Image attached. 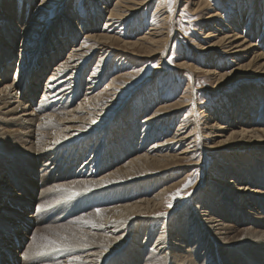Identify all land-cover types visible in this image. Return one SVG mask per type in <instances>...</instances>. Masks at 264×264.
I'll list each match as a JSON object with an SVG mask.
<instances>
[{
	"label": "bare ground",
	"instance_id": "bare-ground-1",
	"mask_svg": "<svg viewBox=\"0 0 264 264\" xmlns=\"http://www.w3.org/2000/svg\"><path fill=\"white\" fill-rule=\"evenodd\" d=\"M91 1L94 5L91 10L89 9L91 15L88 14L87 18L82 17L84 15L80 16L75 10L71 12L69 9L71 4L65 3L66 8L63 6L65 9L62 12L68 14L70 18L63 19L61 24L51 26L47 43L42 52H38L37 63L34 58L29 59L33 71L25 83L20 73L24 67L30 65L24 62L23 57L28 51L27 43L35 33L36 25L43 23L47 18L46 15L56 6L59 9L64 2L62 3V0H25L23 5L19 2L16 4L13 9V19L6 16L9 21L4 22L0 14V23L3 21L0 25V116L3 117L0 122L4 120L3 125H9L6 135L2 131L3 126L0 125V151H3V148H9L10 151L7 153L11 155L3 160L0 174L6 170L16 171L17 163L22 166L27 164L29 167L31 163L28 161L36 162L37 159L44 158L41 167L46 170V173L42 176L48 183L56 181L51 174L53 168L62 170L66 167L67 172L60 176L66 178V181L61 184L65 192H68V194L64 192L68 199L64 198V201L65 194L61 196L57 193L59 197H62L63 202L57 196L56 198L59 199L51 201L53 203L49 206L55 205L56 208L61 205L60 202L68 205L78 203L80 209L85 208L84 213H80L83 220L104 225L102 228L91 224L83 226L78 240L83 237L90 246L74 249L77 254L73 250L69 254L59 252L54 259H51L50 255V259L55 260L52 264H69L70 258H72V264H117L124 243L127 244L134 235L138 236V233L133 231L136 222L139 226L144 216L155 215V212L162 208L168 193L174 191L186 179L184 175L175 184L169 183L159 190L155 187L156 180H150L156 175L180 166L179 163L184 157L192 158V162L196 161L194 154L198 149H196L197 142L195 143L196 133L193 132H197L200 136L199 148L206 160L207 153L218 154L208 172L214 178L211 179L208 190L200 191L203 196V198L201 196L202 201L189 199L191 200L187 205L189 216L186 219L184 214L178 211L183 206L182 201L188 197L180 200L181 203L174 208V211L167 213L174 215L178 212L173 217L174 229L169 225L167 228H162L151 245L146 244V240L141 241L137 238L141 244L131 255L133 262L139 260L142 264H233L229 260L230 255H233L235 251L242 253L243 261H254V252L264 259V238L258 237L251 242V245H248L243 241H229L224 234L226 228L230 227L227 223L229 215L234 216L236 213L234 206L238 207L240 200L241 202L244 199L250 200L252 195L264 198L263 191L252 188V185L261 184L263 181L261 175L255 172L256 169L264 171V136L259 134L263 129L250 125L254 122L264 124V121L258 120L259 116L257 120L248 121L249 125L242 126L241 122L248 120L249 117L245 116L251 111L253 105L248 104L249 101L243 104L234 101L230 103L229 108L218 106L219 109L207 110L200 123L192 121L189 124L188 119L180 120L174 132H170L168 117L172 119L176 111L188 107V100L191 98L194 101V97L189 90L191 84L188 86V83L187 88L182 92L183 96H179L175 102L164 103L166 99H160V94L163 90H168L169 85L165 86V81L162 82L165 77L160 74L157 81H161L162 84L156 85L155 93H157L156 100L161 104L140 119L139 145L133 147V141L128 142V139L131 138L132 130H136V121L138 122L136 117L142 112L146 113L144 110L151 104L146 97L142 98L140 105L133 104L130 111H127L132 118H130L131 121H126V126L117 125L115 133L118 140L94 142L101 138L93 140L98 135L97 132L102 131L104 137L108 138L107 130H100L105 113L122 103L123 95L134 82L138 71V69H132L124 72L126 69L120 70L114 67L104 72L103 54L109 51L112 54L113 51H117L119 55L122 52L121 54L127 59L125 54L130 52L136 56L151 58L159 54V47H163L164 42L166 46L169 37L162 34V31L160 33V29L158 31L149 28L143 36L135 38L133 34L122 32L123 28L116 30L115 23L123 22L120 26L124 27L127 24V18L135 15L143 6H147L149 4V2L146 3L147 1L107 0L108 3L105 2V6H100L101 9L99 8L98 11L95 10L98 0ZM178 2L179 5L182 4V0ZM185 2L190 4L194 14L199 13L204 23L202 25L208 27L202 33L204 35L201 41L205 42V46H200L202 52L213 50L212 54H209L210 60H217L216 56L219 55L227 56L230 58L229 66L225 67L234 68L226 73H216L209 62L204 67L185 63L179 68L189 67L193 73L203 72L215 80L211 93L216 91L221 93L227 84L225 82L236 74L246 75L248 79H264V21L255 20L254 26L246 25V29L239 33L235 29L238 28L241 15L239 9L242 5L239 6L237 3V8L234 6L237 11L224 18L225 13L219 11V4L207 8L205 0H186ZM28 4H35L29 15H27ZM251 11L255 12V8L253 7ZM102 15H104V24L98 31L97 22ZM257 17L262 20L264 14ZM253 20L254 18L249 16L246 23ZM140 24L138 27L142 26ZM161 29H163L162 26ZM76 30L82 38L78 46ZM143 30H146V26ZM258 30H260L259 37L251 41L252 34ZM17 36L22 37L20 42L14 41ZM10 44H12L11 49L8 48ZM91 50H100L99 58L91 74L86 78L87 85L82 90L79 77L82 75L86 56ZM62 54L63 59L56 61ZM13 56H19V59L14 62H17V67L13 70L14 76L11 75L10 78L8 70ZM120 56H117L118 60ZM161 58H157L159 62ZM51 62H54V66L49 68ZM129 63L132 64V61L130 60ZM158 66L156 70L160 69ZM46 72H49V75L42 86L39 81ZM8 78L9 81H7ZM98 85L99 88L96 90ZM40 88H42V94L37 98L36 94L41 92ZM185 96L187 99L184 98ZM219 110L223 112L221 115L218 114ZM230 119H234V123L230 122ZM93 120L95 123H92ZM220 121H224L223 124H219ZM14 126L18 127L13 129ZM201 128L208 131V137L202 138ZM90 131L93 135L84 141L85 137L90 135ZM218 137L220 140L215 142ZM108 139L114 141L112 135ZM54 141L59 142L54 143ZM87 142L88 147L85 145ZM144 144H149V147L146 148ZM239 149L251 151V153L252 150L259 152L254 153L257 154V158H254L252 154L249 155L254 159V163L248 167L251 171L247 173V176L243 174L238 177L234 173L236 168L242 167L239 158L234 160L233 157L236 156L232 154L230 158H227L225 153H219L220 150L231 153ZM127 154H131V157ZM82 156L84 158L78 166ZM98 165H104L103 167L109 171L102 174L101 169L97 168ZM202 165L205 167L204 163ZM227 176L229 180H218ZM105 181L112 182L105 183ZM148 185H150L149 188H147ZM216 185H220L222 189H217ZM20 186L18 180L11 181L8 176L4 175L0 178V187L5 190L15 192ZM86 188H92V190L85 191ZM48 190L51 189L48 188ZM75 193L81 194L75 195ZM11 198L8 204L0 206V264H50V259L42 258L43 255H38L39 253H35L36 256L35 250H24L26 240H30L31 230L41 223L39 221L41 216L38 213H42L41 203L45 202L47 195L39 194V198H35L36 210L26 203L27 198L23 196L13 195ZM223 207L227 208L229 214L223 212ZM96 209L100 210L99 214ZM45 211L47 212L46 208ZM246 212L253 214L251 211ZM249 218L250 221L245 223V229L252 230L256 224L264 227V221H255L254 217ZM122 220L127 222L113 223V221ZM138 228L135 227V229ZM222 234L223 237H221ZM206 236L211 239L209 244ZM105 242L108 244L106 245ZM182 242H191L193 247L186 245L184 248L180 244ZM101 245L107 246V250L105 251ZM134 245L137 244L134 242ZM201 248L203 250L199 252ZM139 250H142V253ZM25 252L28 253L27 256L23 255ZM47 253L45 250V254ZM76 257H79V260L75 259ZM239 261L243 262L242 259Z\"/></svg>",
	"mask_w": 264,
	"mask_h": 264
},
{
	"label": "rangeland",
	"instance_id": "rangeland-1",
	"mask_svg": "<svg viewBox=\"0 0 264 264\" xmlns=\"http://www.w3.org/2000/svg\"><path fill=\"white\" fill-rule=\"evenodd\" d=\"M144 1H147L146 2L147 4L149 2V4L147 6L146 5L143 6V8L139 10L135 15L128 17L126 20L127 24H125L124 27L120 26V24H122L123 22L115 23L116 30L123 28V30L121 29L122 32L126 34H133V37L135 38L138 36H143L145 32L147 31V29L149 28H151L152 30L157 29L158 31L160 29V33L163 32L162 34L168 35L169 37L168 42L166 43V46L164 45L165 44L164 42L163 47L161 48L159 47L160 56L158 54V55L152 56L151 58H147L144 56H136L134 54H131L130 52H127V54H125L127 55V59H125V57L121 54L122 52L119 55H117L119 53L117 51L115 52L113 51L112 54H111V51L103 54L104 58L102 62L104 63V72H107L113 69L114 67H116V69L119 68L120 70L126 69L124 70V72L130 71L132 69H138V71H137V75L134 78V82L130 84L129 89L124 93L122 103L106 111L105 113L106 116L103 118L104 122H102V125L100 126L101 127L100 130H107V133H108L107 137L111 138V135H112L114 141H109L108 138H105L104 134H102V131H101V132H97L98 135L95 136L93 140L98 137H101V138L94 142H100V140H104L106 142H115L116 140H118L116 137L117 134L115 133L117 125L121 124L120 125L121 127L126 126L127 125L126 121H131L130 118H132V116H129V113H127V111L128 112L130 111V108L133 104L138 105L140 101L142 100V98L146 97L147 99L151 101V104L148 106V108L144 110V112L146 111V113L142 112L136 117V119L138 120V122L136 121V124H137L136 130H132V132L130 133L131 138L128 139V142L133 141L132 143L133 147H136L139 145L141 141V124L139 123L140 119L143 116H145L148 112H151L154 109H156L158 105L161 104L160 101L156 100L157 93H155L156 88H157L156 85H158V83L162 84L161 81L159 80L157 81L158 79L157 77H160L159 76L160 74L165 77L162 80V82L165 81V86L167 87L169 85L168 86L169 93H167L168 90L166 89L165 91L163 90L160 94V99H163V100L166 99L164 103H169L171 101L175 102L177 98L182 95V92L184 91V89L187 88L186 86L188 85V83H189L188 86H190L191 84V89L189 90L192 92L193 97H194V101L191 98L188 100V103H189L188 107L184 108L183 110L176 111L173 114L172 119L171 117H168L169 121L167 123L169 124L170 132H174V129L176 128V125L179 123L180 120L188 119L190 120L189 124L192 123V121H197L200 123L205 116L204 113L208 112L207 110L213 111V108L219 109L218 106L220 107L224 106L226 108H229L230 103L234 101L235 103L238 102L239 104L247 103L249 101L248 104L253 105L251 108V111H249L248 114H246L245 116V117H249L248 120L241 122L242 126L249 125L247 124L249 123L248 121L257 120L259 116L260 118L258 120L264 121V79L262 80L248 79L246 75L236 74L230 80L225 82L227 84L221 90V93L220 91L211 93L210 90H211V87L215 85V80L205 75L203 72L193 73L192 72L193 70L189 67H184V69L183 67L179 68V66L185 63L190 64L192 66H196V67H204L205 64L208 62L210 63V67L215 69L216 73H219V72L226 73L234 68V67H230V68L225 67V66H229L228 61L230 60V58H228L227 56L224 57V56L219 55V56H216L218 57L217 60L215 59L210 60L209 58H211V56L209 54H212L211 51L213 50H210L209 52H202V49H200V46H205V42L203 40L201 41V38L204 35L202 34L203 30L208 29V27H204V25H202L204 23L201 21V17L198 15L199 13L194 14L190 8V4L185 2L186 0H182L181 2L182 4L180 5H179L178 0H172L171 4L168 3V0H144ZM18 2L19 4H22V5L25 4V0H0V10H1L0 14L4 22L8 20L6 16L12 17L13 19V15H12L13 9L15 8ZM105 2L108 3L107 0H103V1L98 0V4L95 10L98 11L100 6H105L106 5ZM62 3L63 4L59 9H58V6H56V8L51 10L46 15L47 18L45 19L43 23L36 25L37 27L36 31L27 43L28 51L27 53H24L23 57H24V62L26 64L30 63V65L28 67H24L20 73V77L22 78L24 83L29 79L30 77L29 74L33 71L32 66H31V61L29 59L34 58L35 63H37L38 52L40 51L41 53L43 48L45 47L47 43V36L51 31V26H56L57 24H61L63 19L70 18L68 14L62 12L66 8L64 5L71 4V7L69 8L71 9L70 11L79 12V15L80 16L84 15L82 16L84 18H87L88 14L91 15L90 10H91V7H93L94 5L91 0H62ZM237 3L239 6L240 5L242 6H240L241 8L239 9V12H241V15L238 21V28L235 29L236 32L240 33L241 30L246 29V25H248L247 27L251 25L254 26L255 20L264 21V18L261 20L260 17L259 18L257 17V16H262L264 14L263 13L264 0H205V5H207V8H211L212 6H215V4H219L221 6V7L219 6V11L225 13L224 18L229 17L231 14L237 11L236 9ZM78 4H81V6H78ZM155 5L157 6L155 7ZM234 6H236V8ZM34 7H35V4H32V5L28 4L27 15H29V13L32 12ZM253 7L255 8V12L251 11ZM249 16L254 18V20L251 21L250 23H246V19ZM152 18L153 19L155 18V19L153 20ZM40 19H43V18H40ZM3 21H1L2 23H0V25L3 24ZM10 23L12 22L10 21ZM140 23L142 24V26L138 27ZM103 24H104V15L100 16L98 19V22H97L98 31L101 30V27H102L101 25ZM144 25L146 26V30H143L145 28ZM155 25L156 27H154ZM161 26L163 29H161ZM259 32L260 30L255 31L252 34V37L250 40L251 41H254L255 39L257 40V38L259 37ZM76 33H77V43L76 44L78 46L82 38H81V34H79V31L76 30ZM21 39H22L21 36H17L16 38H14V41L20 42ZM11 47H12V44L8 45L9 49H11ZM98 53H100V50H91L86 56V60L84 61L85 63L82 68V73H81L82 75L81 77H79V81L81 80L80 88H82V90L87 85L86 78L89 76V74H91L93 66L99 58ZM63 54L56 61L63 59L64 57ZM120 55L122 56V58ZM117 56H120L119 60ZM157 58H161V61H160L161 63L158 61ZM17 59H19V56H13L11 58V60L13 61L10 65V69L8 70V76L10 75L9 76L10 78H11L12 73L14 74L13 70H15L17 67V62L14 63L15 60ZM130 60L132 61V64L129 63ZM53 66H54V62H51L49 68ZM157 66L160 67V69L156 70ZM48 75H49V72H46L44 75H42L39 81L40 85L43 86V84L45 83V79ZM13 76L14 75H12V77ZM7 81H9V78ZM99 85L95 88L96 90L99 88ZM40 89H41V92L40 93L37 92L36 94L37 98H39V96H41L42 94V88ZM184 98L187 99V96H185ZM222 113H223L222 111L220 110L218 111L219 115H221ZM259 113L261 115H259ZM1 118L3 117L0 116V119ZM1 121L2 122H0V125L3 126L2 131L6 135L8 133L7 128H9V125H3L4 120H1ZM223 122L224 121H220L219 124H223ZM230 122L234 123V119H230ZM250 125L254 126L255 128L263 129V131L260 132L259 134H263L264 136V124H261L259 122H254ZM16 127L18 126H14L13 129ZM201 131L203 134L202 138L208 137L207 130H203L201 128ZM89 133L90 135L88 134V136L85 137L84 141L87 139V137H91L93 135L91 134L92 133L91 131ZM164 133H166V131H164ZM193 133H196L195 143L197 142L196 149H198V151H196L194 154V156L196 155L194 159L196 161L192 162L193 161L192 158L184 157V159H181L179 163L180 166L174 167L164 173H161L159 175H156L150 178V180H156L155 187L157 190H159L160 188L168 185L169 183L175 184L178 180H181L185 175L186 179L183 180V183L177 186L174 191L168 193L162 205V208L155 212V214L158 212H164L166 214L164 216H157V215L144 216L143 219L141 220L142 224L139 226H138V222H136L134 226L139 227V228L135 229L134 227L133 231L137 232L138 236L134 235V237L130 241H128L127 244L124 243L123 245L124 248L119 253V259H118L117 264H142V261H139V260L134 263L131 257L132 253L136 252L137 248L141 244V242H139L137 238H139L141 241L146 240V244L148 245L153 244L155 242V237L158 235V232L162 230V228H167V225H169L171 226V228L174 229L173 227L174 215H176L178 212H181L184 214L185 219L189 216V212H187L188 211L187 205L189 204L191 200L198 201V202L202 201L201 199L202 194L200 191L208 190L209 183H211V179L214 178V176L209 174L208 172H209V169L212 168V166L214 165L215 159H216L215 157L218 154L216 152L207 153L206 154L207 160H206L204 154L202 153L201 148H199L200 147L199 145L200 136L197 132H193ZM219 140L220 139L218 137L215 142ZM85 145H87L88 147L89 143L87 142L85 143ZM144 145L146 146V148L149 147V144H144ZM7 151L9 152L10 149L3 148V151H0V168L3 166V160L11 156L7 153ZM220 151L221 152L219 153H225L227 155V158H230L231 157L230 154H232L236 156V157H233L234 160L236 158L240 159L242 163V167L236 168L234 172L235 175H238V177H241V175L243 174L246 176L249 174L251 169H249L248 167L252 163H254V159L250 157L249 155L252 154L254 158H257V154H254V153H259L258 150H252V153H251V151H247L244 149H239L231 153L230 152L226 153L223 150H220ZM127 155H130L129 157H131V154H127ZM83 158L84 156H82V158L80 159L78 166L81 164V160ZM44 160H45L44 158H40V159H37L36 162L28 161V163H31L29 167H27V164H24L22 166L19 163H17L18 166L16 167L17 168L16 171L10 172L9 170H6L4 171V173L0 174V178L5 175V176H8L11 179V181L15 182V180H18L21 184L20 188L18 187L17 190L15 189L16 190L15 192L8 191L0 187V206L3 204H8L9 199L14 195L17 197L23 196L27 198L26 203L30 204L33 207V209L36 210L35 206L37 205V203L35 204V198H39V194L47 195L45 202L41 203V206H42L40 208L41 210L39 209L40 211H42V213L41 212L38 213V215L41 216L39 220L41 223H39V225H37L35 229L31 230L30 240H26V244H25L26 247L24 248V250H29V249L35 250L34 254L39 253L38 255H40L42 251L45 253V250H46V252L48 253L45 255L46 256L49 255V256L47 257L45 255L43 256L41 255V256L42 258H47V260H49L50 255H51V259H54L55 256L57 257L56 254L59 253L57 251L51 252L50 250L49 251L47 250L52 247V245L49 244L50 240H56V241L63 242V237L67 236L71 238L73 241H76L80 237V231L82 230L83 226H86V224L82 223L83 218L80 215V213L81 214L84 213L85 208L80 209V204L78 203H77L78 205L76 203L74 205L71 202H69V204L71 203V205H68L67 203L65 204L61 203L63 201H62V197H59V195L62 196L65 193L68 194V192H65L66 190L63 188L61 184L62 182L66 181V178L60 175L63 173H66L67 168L63 167L62 170L59 168L57 169L53 168L51 174L53 175V179H56V181H50L46 183V181L44 180L42 176V174L46 173V170H44V168L41 167V164ZM202 163L205 164V167L204 165H202ZM195 164H197V166ZM78 166H76V168ZM103 166L104 165H98L97 167L101 169L102 174L109 171ZM255 172L261 175V178L263 181H261V184L252 185V188L258 191L264 192V171L263 170L260 171L259 169H256ZM189 178L191 179L192 182L188 184L186 188H182V185ZM226 179H228V176L224 179H218V180L226 181ZM256 183H259V181H256ZM149 186L150 185H148L147 188H149ZM216 186H217V189H222L220 185H216ZM48 188L51 190H48ZM177 189H181L180 194L176 196L171 195L175 193ZM57 193H60V194L58 195ZM67 194L64 195L65 197L63 196V200L64 198L68 199V197L66 198ZM57 196L61 198V202H60L61 205L58 206L59 208L61 206L60 209L57 206L55 208L54 207L55 205L49 206V204L53 203L51 201H53L54 199L56 200L59 199V198H56ZM186 197L188 198L182 201ZM250 197H252V199L250 200L244 199L243 202H241L240 200V202L238 203L239 206L238 207L234 206V209L236 211L234 216L229 215L227 223H228V226L230 227L229 228L227 227L224 233L226 234V237L229 238V241H243L246 244L251 245L252 244L251 242L253 240L255 241L258 237L264 238V232H262L264 230V227L262 226H258L256 224V226L252 230L245 229L246 227L245 223L250 221L249 217H254L253 220L255 221H264V198H260V197L253 196V195ZM189 199L191 200L189 201ZM32 200H34V202H31ZM180 200L182 201V203ZM206 201H208V199H206ZM167 203H170L171 207H167L166 206ZM180 203L181 205L183 204V206L176 214L174 215L173 213L167 214V213H170V211H174V208ZM65 205H67V207ZM51 207H54V209L52 208V210H50ZM45 208L47 212L45 211ZM246 211H251L253 212V214H248V212ZM223 212H225L226 214H229L226 207H223ZM55 216L57 217L54 218ZM60 216H63V217H60ZM221 237H223V234ZM207 241L209 244V242L211 241L210 237H207ZM134 242L137 245L133 246ZM105 244L107 245L108 243L105 242ZM180 244H182L184 248L186 247V245L193 247V243L191 242H188V243L182 242ZM202 250L203 249L201 248L199 252ZM140 252L142 253V250ZM60 253L69 254L70 252H60ZM75 254H77L76 251H75ZM35 255L37 256V254ZM73 255L74 254H72V256ZM241 255L242 253L240 251H235L233 255H230L229 261L233 262V264H264L263 257L259 256L257 252H254V255H255L254 261H248V260L243 261V258L241 257ZM51 259L49 261V263L51 262L50 264H52L53 261L55 262V260L52 261ZM241 259L243 262L239 261Z\"/></svg>",
	"mask_w": 264,
	"mask_h": 264
},
{
	"label": "snow or ice",
	"instance_id": "snow-or-ice-1",
	"mask_svg": "<svg viewBox=\"0 0 264 264\" xmlns=\"http://www.w3.org/2000/svg\"><path fill=\"white\" fill-rule=\"evenodd\" d=\"M172 0H168V3L171 4ZM171 10V9H169ZM92 123H95V121L93 120ZM59 141H54V143H58ZM112 181H105V183H111ZM192 181L189 178L188 180L185 181V183L182 185V188H186L188 186V184H190ZM98 186H102V185H98ZM92 188H86L85 191H91ZM181 189H177L175 193L171 194L173 196L179 195L180 194ZM81 193H75V195H80ZM167 207H171L170 203L166 204ZM97 214L100 213L99 209H96ZM166 213L164 212H158L155 215L157 216H164ZM127 221H113V223H120V224H124ZM82 223L85 224H91L94 227H104L103 224H94L92 221H88V220H82ZM119 238V237H117ZM49 244L52 245V247L49 249L50 251H57V252H72L74 249L76 248H87L90 245L87 243L86 239L81 237L78 241H73L71 238L65 236L63 237V242L60 241H56V240H50ZM101 247L106 251L107 250V246L105 245H101ZM102 254V253H101ZM24 256H27L28 253L25 252L23 254ZM40 255H45L44 252H41ZM75 259L79 260V257H76ZM69 264H72V258L69 259Z\"/></svg>",
	"mask_w": 264,
	"mask_h": 264
}]
</instances>
